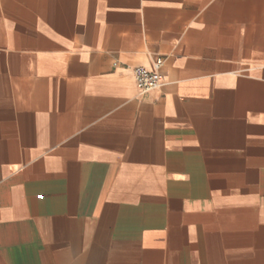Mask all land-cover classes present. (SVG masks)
Listing matches in <instances>:
<instances>
[{
    "label": "crops",
    "instance_id": "0c3cea01",
    "mask_svg": "<svg viewBox=\"0 0 264 264\" xmlns=\"http://www.w3.org/2000/svg\"><path fill=\"white\" fill-rule=\"evenodd\" d=\"M0 264H264V0H0Z\"/></svg>",
    "mask_w": 264,
    "mask_h": 264
},
{
    "label": "built area",
    "instance_id": "2783aa9c",
    "mask_svg": "<svg viewBox=\"0 0 264 264\" xmlns=\"http://www.w3.org/2000/svg\"><path fill=\"white\" fill-rule=\"evenodd\" d=\"M162 63L163 58L159 57L156 60L155 69H150L144 65H138L134 68L136 83L141 90L146 91L160 85L161 73L159 71V67Z\"/></svg>",
    "mask_w": 264,
    "mask_h": 264
}]
</instances>
